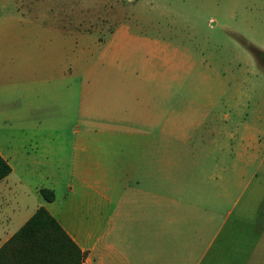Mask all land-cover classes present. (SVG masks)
<instances>
[{
  "label": "rangeland",
  "instance_id": "374dc122",
  "mask_svg": "<svg viewBox=\"0 0 264 264\" xmlns=\"http://www.w3.org/2000/svg\"><path fill=\"white\" fill-rule=\"evenodd\" d=\"M38 46L56 49L58 83L34 121L56 130L11 127L4 141L45 149L30 176L55 173L58 209L82 207L83 189L72 197L66 185L82 158L113 174L133 152L120 147L147 144L148 174L163 181L145 205L169 209L176 252L195 228L186 257H264V212L256 199L245 206V174L264 176V146L245 153V120L264 129V66L251 48L264 51V0H0V71ZM17 187L20 209L40 200Z\"/></svg>",
  "mask_w": 264,
  "mask_h": 264
},
{
  "label": "crops",
  "instance_id": "0c3cea01",
  "mask_svg": "<svg viewBox=\"0 0 264 264\" xmlns=\"http://www.w3.org/2000/svg\"><path fill=\"white\" fill-rule=\"evenodd\" d=\"M121 32V26L113 27L110 41ZM30 50L32 52L26 61H22V55H18L17 63L7 69L3 66L0 71V156L11 167L9 174L0 180V246L38 207L43 206L83 252L81 264H228L227 257H186L196 249L195 228L192 241L189 244L183 241V246L176 252L177 245L173 244L168 233L169 209L145 205L150 197L156 195L153 183L163 181L161 177L148 174V166L153 164L151 145L120 147L119 150L133 152L129 155L123 153L124 158L114 162L117 171L114 170L113 174L105 172L102 163L93 161L90 155L82 158L74 165L66 184L72 197L77 193L76 188L83 189L82 207L79 208L76 200L72 206L68 204L67 211L54 205L59 188V178L55 173L43 172L30 176L32 169L42 165L40 159L45 149L35 143L33 153L26 155L27 152H20V149L11 151L13 149L6 146L4 141V134L11 127L24 131L56 130L52 125H40L39 128L34 121L44 100L51 103L55 99L58 79L52 59L56 49L53 51L52 47L38 46ZM50 121V116L44 119L46 123ZM263 136L264 129L257 130L245 120V153L248 156L258 157L256 149L257 146H264ZM262 164L264 149L259 159V165ZM47 165L52 166L50 162ZM17 184H23L26 188L21 193L23 199L31 192L39 194L41 201L37 199L32 206L20 209L18 192L13 190V187L18 188ZM40 188L51 189L53 200H45L39 192ZM247 198L256 199L264 212V176L245 174V206ZM156 218L161 221L155 222ZM12 222L16 226L10 229ZM181 248L183 256L179 255ZM250 261L264 264V257H245V264Z\"/></svg>",
  "mask_w": 264,
  "mask_h": 264
},
{
  "label": "trees",
  "instance_id": "16d2710c",
  "mask_svg": "<svg viewBox=\"0 0 264 264\" xmlns=\"http://www.w3.org/2000/svg\"><path fill=\"white\" fill-rule=\"evenodd\" d=\"M257 62L264 66V51L251 46ZM11 171L0 156V180ZM47 201L53 191L40 188ZM83 252L43 207L33 214L0 246V264H81Z\"/></svg>",
  "mask_w": 264,
  "mask_h": 264
}]
</instances>
